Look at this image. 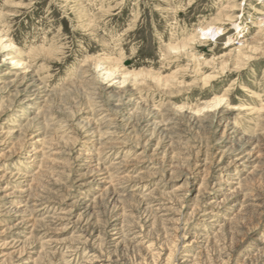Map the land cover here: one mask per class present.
I'll list each match as a JSON object with an SVG mask.
<instances>
[{
    "label": "rangeland",
    "instance_id": "rangeland-1",
    "mask_svg": "<svg viewBox=\"0 0 264 264\" xmlns=\"http://www.w3.org/2000/svg\"><path fill=\"white\" fill-rule=\"evenodd\" d=\"M95 260L264 264V0H0V264Z\"/></svg>",
    "mask_w": 264,
    "mask_h": 264
},
{
    "label": "bare ground",
    "instance_id": "bare-ground-1",
    "mask_svg": "<svg viewBox=\"0 0 264 264\" xmlns=\"http://www.w3.org/2000/svg\"><path fill=\"white\" fill-rule=\"evenodd\" d=\"M260 1H263V0H260ZM237 29V28H236ZM221 30V29H220ZM219 29H215V30H212V29H206V30H203V33H202V35L201 36H203V37H207V33L208 32H210L212 35H214V36H218L219 34H220V31ZM202 32V31H201ZM244 44V43H243ZM189 46V45H188ZM263 133V132H262ZM87 141V140H86ZM263 142V141H262ZM261 142V143H262ZM70 152V151H69ZM231 165V164H230ZM71 172V171H70ZM92 176V175H91ZM94 176V175H93ZM81 178V177H80ZM189 178V177H188ZM81 179H83V178H81ZM99 179V178H98ZM71 180V179H70ZM83 180H86V184L88 185V186H97V185H99V184H102V182H101V179H100V181H96L95 180V178H93V177H88V178H84ZM82 180V181H83ZM81 180L79 179L77 182H79V183H81L80 182ZM78 183V184H79ZM84 183V182H83ZM114 183V182H113ZM120 183V182H119ZM75 184V183H74ZM146 185V184H145ZM115 186V185H114ZM216 186V185H215ZM118 187V186H117ZM27 189V188H26ZM124 189V188H123ZM79 190V189H78ZM137 190V189H136ZM120 192V191H119ZM29 194V193H28ZM102 194V193H101ZM12 195V194H11ZM103 195V194H102ZM145 195V194H144ZM98 197V196H97ZM104 197V196H103ZM164 197V196H163ZM96 198V197H95ZM160 198V197H159ZM91 200V199H90ZM153 200V199H152ZM182 202V201H181ZM164 204V203H163ZM45 204H43V203H40V204H37V205H35V206H31V208H34V209H38V207H41V206H44ZM146 205V204H145ZM211 205V204H210ZM25 205H23V206H19L18 207V209H19V212H24L25 213V207H24ZM48 206V205H47ZM72 206V205H71ZM206 206V205H205ZM149 207V206H148ZM153 207V206H152ZM151 208V207H150ZM16 209V208H15ZM40 209V208H39ZM73 209V208H72ZM98 210V209H97ZM155 210H159L158 208H156ZM29 211V210H28ZM165 211V210H164ZM17 212V211H16ZM36 212H38V210L36 211ZM63 212V211H62ZM65 212V211H64ZM33 213V212H32ZM68 214H70V213H68ZM203 214V213H202ZM33 215V214H32ZM206 215H208V214H206ZM162 217V216H161ZM26 222V221H25ZM25 222H19V223H16L15 225H13V227H11L12 229V232L13 233H15L14 235H16V236H18V233H19V231H20V229H22L23 227V225H25ZM98 222H101V221H98ZM28 224V223H27ZM181 224V223H180ZM179 224V225H180ZM25 230V229H24ZM175 230V229H174ZM179 232V231H178ZM193 233V232H192ZM139 239V238H138ZM13 242H19V241H13ZM185 250V249H184ZM26 259V258H25ZM161 259V258H160ZM177 262V261H176ZM91 264H102V262L101 261H98V260H95V262L94 263H91Z\"/></svg>",
    "mask_w": 264,
    "mask_h": 264
}]
</instances>
